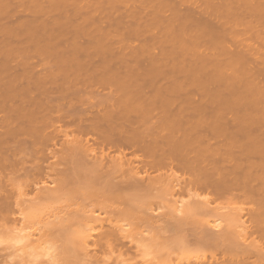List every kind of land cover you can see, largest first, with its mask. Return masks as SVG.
Returning a JSON list of instances; mask_svg holds the SVG:
<instances>
[{
    "label": "bare ground",
    "instance_id": "6f19581e",
    "mask_svg": "<svg viewBox=\"0 0 264 264\" xmlns=\"http://www.w3.org/2000/svg\"><path fill=\"white\" fill-rule=\"evenodd\" d=\"M14 4L0 0V228L32 242L23 221L16 222L27 215L23 204L33 190L43 200L56 190L64 194L55 198L62 206L57 222H46L35 238L36 245L59 241L47 264H264V67L256 65H264V0ZM119 7L125 20L115 13ZM146 11L153 15L141 18ZM19 14L26 16L19 20ZM189 23L197 30L191 39L171 49L161 45ZM45 36L54 43L33 45ZM22 37L34 42L13 43ZM253 41L260 47L253 50ZM199 46L215 57L212 65L223 58L240 73L193 79L206 86L205 101L176 75L184 70L183 49ZM171 51L174 63L164 65ZM191 57L200 63L203 56ZM219 84H232L229 95L248 96L244 108L255 117L229 115L226 110L243 107L210 91ZM141 244L167 257L126 263L125 252ZM191 249L198 255L173 257V250ZM20 257L0 255V264L33 260Z\"/></svg>",
    "mask_w": 264,
    "mask_h": 264
},
{
    "label": "rangeland",
    "instance_id": "374dc122",
    "mask_svg": "<svg viewBox=\"0 0 264 264\" xmlns=\"http://www.w3.org/2000/svg\"><path fill=\"white\" fill-rule=\"evenodd\" d=\"M10 2H12V4L13 3H15L14 5H17L16 4V0H10ZM17 2H18V0H17ZM202 6V5H201ZM200 6V7H201ZM216 8V7H215ZM124 9L125 8H123V7H119L116 11H115V13H117L118 15H120L119 14V12L121 13V15H123V17L125 16L124 15V13L126 12V9H125V11H124ZM123 11V12H122ZM149 13H147V11L146 12H144L145 14H140V16H141V18H143L144 17V15L146 16V18H148V16H151V15H153L152 14V12H150V11H148ZM4 12H1V16H5V14H3ZM163 14V13H162ZM120 15V16H121ZM148 15V16H147ZM164 15H166V14H164ZM18 16H20L19 18V20H21V19H23V18H21V17H24L25 18V16H26V14H19ZM18 16H16L17 18H18ZM138 16V15H137ZM52 17H56V16H52ZM51 17V19H53ZM168 17V16H167ZM3 18V17H2ZM17 18H15L14 17V20H12V21H17L16 19ZM169 18V17H168ZM126 19V17H124V20ZM138 19V18H137ZM2 19H0V24L2 23V22H4V20H2ZM19 20H18V22H19ZM139 20H140V23H141V19L139 18ZM139 20H137V21H139ZM12 21H9L10 23H12ZM145 21H147L146 19H145ZM15 22H13V24L15 23ZM143 22V21H142ZM220 22H221V20L219 19V18H217L216 19V21H215V23L216 24H220ZM17 23V22H16ZM140 23H138L139 25H141ZM175 24H174V27H176L177 28V22H174ZM3 24V23H2ZM143 24V23H142ZM189 25H190V23H189ZM188 25V26H189ZM192 25V24H191ZM191 25L189 26V27H187V29H184V30H182V32L180 33V35L178 36V37H176L175 39H171V40H169V41H167V42H165L164 44H161V45H163L166 49L168 48V49H171V48H173V44H175V43H179L180 41H184V40H189V39H191V37L192 36H194V33L195 32H197V30L195 29V30H193L192 29V27H191ZM193 26V25H192ZM230 26H233L232 24L231 25H226V27H227V30H230ZM175 28V29H176ZM185 28V27H184ZM174 28L172 29V30H175ZM239 31H242L241 29H240V27H238L237 28ZM220 31H222V30H220ZM1 32V31H0ZM157 32L158 33H160V30H157ZM199 32L201 33V32H204V31H202V29H200L199 30ZM211 34H213V32L211 31ZM1 36H0V41L2 42L3 41V36H4V38H5V35H3V34H0ZM201 35V34H200ZM25 38V37H24ZM205 38H206V34H205V32H204V34L202 33V35H201V39H203V40H205ZM26 40H27V37L25 38ZM25 39H23V37H22V39H18V40H16V41H14L13 43H16V44H21V43H23V41H25V43L28 41H26ZM5 40V39H4ZM23 40V41H22ZM54 40V39H53ZM53 40H51V39H49L48 37H42V38H40L39 40H35V42L33 43L31 40H29V41H31L32 43H33V45L34 44H36V45H48L49 43L51 44V42L52 43H54V41ZM29 41L27 42V43H29ZM227 41L229 42V45H231L233 48H237L236 46H234L235 45V43H233L232 41H230L229 39H227ZM0 42V43H1ZM20 42V43H19ZM134 43H132V45L134 46V47H137L138 46V42H136V41H133ZM24 43V44H25ZM31 43V44H32ZM38 43V44H37ZM15 44V45H16ZM180 44V43H179ZM162 46V47H163ZM252 46L254 47V49L253 50H255L256 48H259L260 47V45H259V43L258 42H256V41H253L252 42ZM204 48H206L205 46H199V47H196L195 49H191L190 47H187L185 50L183 49V51L181 52V54H180V58L184 61V64H185V66L183 67L184 68V70H182V71H178V72H176V75L178 76L179 75V77L178 78H180L179 79V81H183V83H182V85L184 86V87H191L192 89H193V91H194V93L197 95V98H199V100H203V101H205V98H203L202 97V95H201V91H203L205 88H206V86L205 85H203V83H201V84H195V83H193L192 84V80L193 79H199V78H202V80L201 81H203V79H206V77L207 76H213L214 78H216V79H221V78H224L223 76H222V72L223 73H225L227 76H230L231 74H233V72L235 73V74H237V75H240V73H238L237 71H236V69H237V66L236 65H227V64H225L224 63V59L223 58H219L220 60H222L223 62L221 63V65H217V66H214V65H212V61L215 59V57L214 56H212L211 54H209V55H207L206 53H203V49ZM207 51L209 52V50L207 49ZM174 52V51H173ZM172 51L168 54V55H164V65H167V66H170L169 64H171L172 63V61H173V59H175L176 58V54H174ZM210 53V52H209ZM197 54H200V56H203L204 57V59H203V57H202V59H201V62L200 63H197V61H193V60H191L190 58H192L191 56H193V58L195 57V55H197ZM99 55V54H98ZM101 55V54H100ZM118 55V54H117ZM116 56V55H115ZM37 57V56H36ZM102 57H103V55H102ZM101 56L100 57H97V55H95L93 58H94V61L96 62V63H99L102 59ZM32 58H33V61H36L38 58H34V56H32ZM88 59L90 58V59H92L91 58V56L90 57H87ZM129 57L127 56V62H129V59H128ZM87 59V60H88ZM101 59V60H100ZM93 60V59H92ZM114 60V59H113ZM195 60V59H194ZM38 61V60H37ZM83 62H88V61H85V60H82ZM93 61V62H94ZM117 61H119V60H117ZM89 62H91V61H89ZM94 62V63H95ZM102 62V61H101ZM116 62V61H115ZM121 62H122V60H121ZM127 62H125V63H127ZM176 62V61H175ZM132 63V61H130L129 62V64H131ZM145 63H146V61H145ZM173 63H174V61H173ZM172 63V64H173ZM194 65H200V68L198 69V70H192L191 69V67L192 66H194ZM258 67L260 66L261 68H263L264 67V65L261 63V62H259V63H257L256 64ZM242 75H244V74H242ZM264 75H262L261 77H263ZM260 77V78H261ZM198 79H197V81H198ZM263 79V78H262ZM200 80V79H199ZM194 81V80H193ZM200 81V82H201ZM196 82V81H195ZM204 82V81H203ZM262 82L264 83V79L262 80ZM197 83H199V81L197 82ZM191 84H192V86H191ZM232 84H219V85H210L209 86V89H210V91L211 92H213V93H215V92H217L218 94L219 93H222V92H224V95L226 96V100H225V102H228V103H239V104H241L242 105V107L243 108H241V109H239L238 111H236V110H226V112L229 114V115H235V114H244L245 116L246 115H248V116H254L255 117V115H256V113L255 112H251V111H249V110H246L244 107L245 106H247V104H249L250 103V98L248 97V96H246V95H239V94H236V95H229L227 92V95H226V93H225V91H227L228 89H229V87L231 86ZM106 92H108V89L107 88H105V89H103V90H101V93L102 94H104V93H106ZM182 92V91H181ZM177 94H179V96H181L182 94L179 92V93H177ZM181 94V95H180ZM184 94V93H183ZM223 94V93H222ZM259 103H264V100L263 101H259ZM235 111L236 112H238V113H235ZM71 132H69L68 134L69 135H71L70 134ZM49 149L51 148L52 149V147L49 145V147H48ZM50 189L51 190H53L52 189V187H50ZM55 192L53 193V191H52V194L51 193H49V195L47 196V198H45V195H44V197H43V195L41 194V196L43 197V198H45L44 200L40 197H35L36 196V193H34V190L33 191H31V192H29V194H28V196H27V201L24 203L25 204V206H24V204H23V210L24 209H27L26 210V212L24 211V213L25 214H27V215H24L25 217H27V218H25L24 216H23V219L21 220V218H18L19 220H17L16 222H21V221H23V222H21L22 224H20L24 229V232H26V233H28V235L29 234H31V235H27L26 233L24 234V236L26 235V237L28 236V238L30 237V239H32L33 238V236H34V238L32 239L33 241V244H32V242H28L27 243V245H29L30 247H27V245H26V242H27V240H26V238H25V240H24V238H22L23 237V235L21 234V232H19L18 230V232L20 233V235L22 236L21 238L22 239H20V235L18 236L17 234H19L18 232L16 233V232H13V234H10L11 232H12V230L10 231V233L9 232H7L6 231V229H3V228H0V250L2 251H0V253H2V254H0L1 255V257H3V259H5V260H7V259H14V260H17L18 261V259H19V257L20 256H25L26 255V257H22V258H27V260H28V257H27V255L30 257L29 258V260L30 259H32L33 258V260H32V262L33 261H35V258L37 259L39 256H42L41 254H44L43 256H45V257H39V261H41V262H45L46 263V261L48 260V257L50 256V258H51V255H56V248H55V246H57L58 245V242L59 241H57L58 239H57V237H56V239L55 238H53L54 240H52V239H50L51 241L50 242H48L47 240H45L44 242H46V243H44L45 244V246L44 245H42V244H40V245H36V243H38V240H37V242H36V239H37V235L38 236H40L39 234V231H41V232H43V228H45L46 226L44 225V224H46L47 225V223L49 222V223H56L57 222V218L56 219H54L53 217H54V214H55V216H56V214L58 213V207L60 208V206L61 205H58V200L57 199H55V198H59L60 197V200H61V198L63 197V195L64 194H62L63 192H60V191H56V190H54ZM62 191H64V190H62ZM36 192V191H35ZM66 192V191H65ZM35 194V195H34ZM47 195V194H46ZM35 200H34V199ZM31 199H32V202L33 203H31ZM47 199V200H46ZM54 200V201H53ZM55 200H57V201H55ZM60 200H59V202H60ZM45 202V204H43L44 202ZM51 203H50V202ZM47 202V203H46ZM56 203V204H55ZM27 204H29V205H27ZM31 204V205H30ZM47 204L49 205V206H47ZM59 204H61V202L59 203ZM43 205V206H42ZM46 205V206H45ZM51 205V206H50ZM58 205V206H57ZM28 206H30V207H28ZM35 206H38L37 208L35 207ZM42 206V207H41ZM52 206H53V208H52ZM27 207V208H26ZM46 207V208H45ZM55 207V208H54ZM62 207V206H61ZM28 208L29 209H34L33 211L32 210H28ZM45 208V211L43 210ZM51 208V209H50ZM36 209V210H35ZM41 210V212H40V210ZM46 209H50L49 211H47ZM53 209V210H52ZM29 211V214L27 213ZM42 211H44L45 213H46V216H48V215H50L48 218L47 217H45L44 216V214L45 213H43V215L41 214L42 213ZM48 213H47V212ZM53 211L55 212V213H53ZM30 212H32L31 214H30ZM35 212V213H34ZM38 212H40V213H38ZM22 213H23V211H22ZM37 213V214H36ZM50 213V214H49ZM52 213V214H51ZM48 214V215H47ZM31 215H32V217H31ZM38 215H40V216H38ZM41 215H42V217H41ZM57 215H60L59 213L57 214ZM52 216V217H51ZM51 217V218H50ZM25 218V219H24ZM219 218H221V217H219ZM47 219V220H46ZM52 219H54V221L52 220ZM223 219V218H222ZM49 220V221H48ZM217 220H218V222L220 221V222H222L223 223V221L222 220H220V219H218L217 218ZM42 221H44V222H42ZM47 222V223H46ZM19 223H17L16 224V226H18V227H20V228H22L21 226H19ZM24 223V224H23ZM119 223H124V221H121V222H119ZM24 225V226H23ZM15 226V227H16ZM44 226V227H43ZM7 227V226H6ZM10 226H8V229H11V227L9 228ZM15 227H12V228H14L15 229ZM18 227H16V228H18ZM27 227V228H26ZM94 228L95 229H98V226H94ZM29 229V230H28ZM22 230V231H23ZM28 232H27V231ZM9 231V230H8ZM14 231V230H13ZM38 231V232H37ZM45 231V230H44ZM7 232V233H6ZM35 232V233H34ZM16 233V234H15ZM39 233V234H38ZM54 233H56L57 234V232H54ZM59 233V232H58ZM14 234L15 235H17V236H14ZM130 236V238H133V237H131L132 235L130 234L129 235ZM138 236V235H137ZM36 238V239H35ZM21 240H23V241H21ZM55 241H57V242H55ZM36 242V243H35ZM29 243H31V244H29ZM49 244L52 246V249L54 248V252L51 250V246L49 247ZM38 247L39 246V248L37 249L36 248V246ZM89 245L90 246H92V243L91 242H89ZM142 245V244H141ZM145 245V244H144ZM34 246V247H33ZM40 246H42L41 248L43 249V248H45V249H41L40 248ZM47 246V247H46ZM26 247V248H25ZM31 247H32V249H31ZM49 247V248H48ZM33 248L35 249V253H38V255L37 254H33L34 252H33ZM47 248V249H46ZM4 249V250H3ZM29 249V250H28ZM49 249V250H48ZM155 248H151V247H149L148 248V246L146 247V246H141V248H139L138 250H136L135 248H134V246L133 247H131L130 248V250L128 251V252H125V254H124V256L123 257H125L126 259H127V262L126 263H128L129 261L131 262L132 260H133V258L134 257H137L138 256V258L141 256V258H144V259H152V258H154V257H156V256H158L159 254H160V252L159 251H157L158 249H155ZM26 250H28L29 252H26L25 253V251ZM46 250V252H48V253H50V254H48V253H46V252H43V251H45ZM51 250V251H50ZM30 251H31V253H30ZM37 251V252H36ZM39 251V252H38ZM41 251V252H40ZM50 251V252H49ZM136 251V252H135ZM157 253H156V252ZM176 253H175V252ZM190 251V252H189ZM189 251H186V252H184V254L183 253H181V252H177L176 250H173L172 252H174V253H172V252H168V255H169V257L170 256H172V255H170V253H172L173 254V257L175 258V256L177 257H185V258H187V257H195L194 255H196V252H198V250L196 251V249H194V250H189ZM192 251H195V252H192ZM200 251V253L201 252H203V251H201V250H199ZM33 252V253H32ZM43 252V253H42ZM51 252H52V254H51ZM159 252V253H158ZM205 252V251H204ZM28 253V254H27ZM5 256H4V255ZM25 254V255H24ZM30 254V255H29ZM31 254H32V256H31ZM45 254H47V255H45ZM101 254V253H100ZM165 253H163V255H164ZM174 254H175V256H174ZM34 255V256H33ZM36 255H37V257H36ZM160 255H162V253L160 254ZM162 255V256H163ZM198 255V254H197ZM196 255V256H197ZM46 256H48L47 257V260H45L44 258H46ZM17 257H18V259H17ZM35 257V258H34ZM53 257V256H52ZM159 257V256H158ZM164 257H167V253H166V255H164L163 257H162V259H164ZM172 257V258H173ZM177 257V258H178ZM183 257V258H184ZM21 258V257H20ZM40 258L41 259H43V260H40ZM157 258V257H156ZM12 259H11V261H12ZM125 259V260H126ZM134 259H137V258H134ZM38 260L36 261V262H38ZM45 260V261H44ZM30 262V264L32 263L31 262V260L29 261ZM36 262H34V263H32V264H35ZM111 264H115V261L114 262H110ZM47 264V263H46ZM117 264V263H116Z\"/></svg>",
    "mask_w": 264,
    "mask_h": 264
}]
</instances>
